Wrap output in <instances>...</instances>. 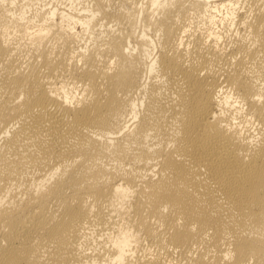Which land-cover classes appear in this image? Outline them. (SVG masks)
Returning <instances> with one entry per match:
<instances>
[{
  "label": "bare ground",
  "instance_id": "6f19581e",
  "mask_svg": "<svg viewBox=\"0 0 264 264\" xmlns=\"http://www.w3.org/2000/svg\"><path fill=\"white\" fill-rule=\"evenodd\" d=\"M0 264H264V0H0Z\"/></svg>",
  "mask_w": 264,
  "mask_h": 264
}]
</instances>
